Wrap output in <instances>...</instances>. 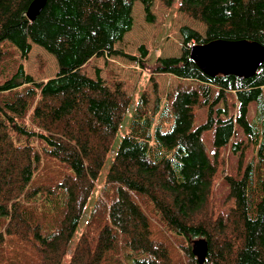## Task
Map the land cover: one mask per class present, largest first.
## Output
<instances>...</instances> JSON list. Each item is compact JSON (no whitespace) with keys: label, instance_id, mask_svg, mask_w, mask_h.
<instances>
[{"label":"trees","instance_id":"16d2710c","mask_svg":"<svg viewBox=\"0 0 264 264\" xmlns=\"http://www.w3.org/2000/svg\"><path fill=\"white\" fill-rule=\"evenodd\" d=\"M32 1L0 0V216L7 219L5 233L37 242V264H61L112 156L105 175V187L112 191L96 200L68 264H119L114 254L120 248L126 250L127 264H186L179 253L174 258L163 233L152 230V221L188 243H180L187 264H197L190 244L197 239L207 243L203 264H264V62L249 78L209 77L189 56L191 46L215 40L264 46V0H180L178 11L201 24L204 34L181 27L180 56L158 57L148 70L196 85L176 87L154 109L142 94L118 144L129 96L121 82L106 84L98 72L90 78L82 68L103 56H121L146 68L143 46L139 59L114 46L132 29L134 2L153 23L155 2L170 8L175 0H46L30 21L26 12ZM5 42L20 57L10 73L1 66ZM31 44L55 58L53 78L36 82L24 72L22 61ZM229 93L235 96L234 116L214 109ZM251 103L253 121L247 119ZM205 105L206 122L192 128L195 107ZM206 129H213L214 157L237 129L256 147L255 158L236 177L226 178L232 205L225 214L215 210L212 199L217 167L203 149ZM32 137L42 143V153L30 144ZM41 154L64 163L71 174L53 187H31ZM39 194L44 195L42 213L57 212L53 232L44 231L32 204Z\"/></svg>","mask_w":264,"mask_h":264},{"label":"rangeland","instance_id":"374dc122","mask_svg":"<svg viewBox=\"0 0 264 264\" xmlns=\"http://www.w3.org/2000/svg\"><path fill=\"white\" fill-rule=\"evenodd\" d=\"M179 2L180 0H175L170 8H166L156 1L152 7V14L154 16L153 23L146 22L141 3L138 1L134 2L132 8V29L124 36L121 42L115 44L114 48L139 59L140 53L138 48L143 46L147 50V55L144 59L146 68L143 69L136 61L121 56L93 58L82 68V72L90 78H94L96 72H98L99 76L106 84H109L111 81L121 82L125 93L129 96L130 106L128 113L121 125L114 144H118L125 133L133 110L142 94L149 99V107L154 109L156 106L161 107L167 95L171 94L176 87L196 85V83L191 80H180L167 74H151L148 70L158 57L166 58L180 56L182 38L179 30L181 27L187 26L196 30L201 35L204 34V28L201 24L189 19L178 11ZM3 47L5 54L1 59V66L5 67L3 65H6L7 71L10 73L11 68H14L20 62L19 53L17 49L8 42H5ZM22 62L24 72L30 75L36 82L53 78L58 72V65L55 58L35 44H31L30 52L26 60ZM235 104V96L229 93L226 96L225 102H220L214 109L217 107L226 109L228 116H234ZM208 110V105L195 107L192 128L201 126L206 122ZM254 117L255 105L251 103L248 107L247 119L253 121ZM25 124H31L28 117L25 119ZM21 142H23V139H21ZM201 142L206 156L212 161L215 160L217 167L212 192L214 207L217 212L225 214L232 205V202L227 198L228 186L226 178L236 177L238 171H241L255 158L256 147L247 142L240 129L236 130L232 141L226 147L221 148L216 157H214L213 129L203 130ZM238 142H241L240 149L233 150L231 145ZM30 144L42 153L41 149L43 145L38 142L37 139L33 137L30 138ZM41 157L42 166L34 175L30 183L31 187L39 185L53 187L56 186L63 176L71 174V170L64 163L48 158L43 154H41ZM111 157L112 156L106 161L104 167L100 171L82 222L74 233L67 255L62 259L61 264L69 263L71 252L84 229L83 224L96 200L99 198H106L107 196H104L105 193L109 194L112 191L110 186L105 187V175L111 163ZM43 199L44 195L39 194L36 197V202L34 201L32 204L35 203L38 209L36 213L41 216L43 220L42 223L45 225L44 231L53 232L57 229V224L55 223L57 212L53 210L49 211L48 209V213H42V209L39 207ZM6 225V217L0 216V233L3 236V242L0 245V264H37L40 259L37 242L34 243L31 241V237L26 241H22L15 236L7 235L5 233ZM152 230L154 232L159 230V234L163 233V240L170 246L174 258L176 254L179 253L182 256V260L186 259L187 264V258L184 250L180 247V243L185 244V246H187L188 243H184L182 239L176 238L155 221H152ZM190 244L192 247V241ZM125 251L124 248H120V250L114 254L119 264H127L124 258Z\"/></svg>","mask_w":264,"mask_h":264},{"label":"water","instance_id":"95a60500","mask_svg":"<svg viewBox=\"0 0 264 264\" xmlns=\"http://www.w3.org/2000/svg\"><path fill=\"white\" fill-rule=\"evenodd\" d=\"M45 3L46 0H33L26 12L27 18L33 21ZM189 56L200 71L209 77L232 75L249 78L264 62V46L247 40H215L191 46ZM191 253L197 264H203L207 254L206 241H193Z\"/></svg>","mask_w":264,"mask_h":264}]
</instances>
